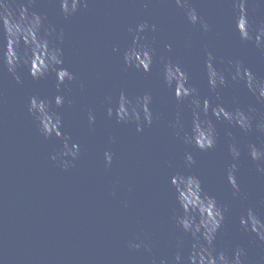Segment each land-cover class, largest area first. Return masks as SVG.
Masks as SVG:
<instances>
[{"label": "water", "instance_id": "1", "mask_svg": "<svg viewBox=\"0 0 264 264\" xmlns=\"http://www.w3.org/2000/svg\"><path fill=\"white\" fill-rule=\"evenodd\" d=\"M192 6L209 23L210 32L193 27L173 0H89L87 8L67 18L58 0H37L31 11L45 15L58 32H64L63 67L77 79L61 85L59 94L73 104L59 111L63 131L82 150L74 167L67 171L58 167L51 157L61 141L40 135L28 113L31 96L53 99L58 94L55 74L33 79L23 67L17 83L0 66V264H152L153 259L159 264L160 259H171L180 237L187 256L191 238L173 220L180 212L171 185L176 172L199 177L203 190L228 207L214 243L217 251L231 255L239 247L246 254L245 264H264V242L239 223L249 207L264 218V174L247 150L249 144H264V135L255 127L245 133L209 113L219 134L215 149L200 151L183 143L171 124L179 111L185 130H190L191 108L187 100L178 103L174 89L164 84L160 63L161 56L179 59L189 83L213 105L222 103L228 110L254 107L264 114V103L243 82L231 80L228 64L239 60L264 79V52L240 39L231 0H193ZM247 12L254 24L264 21V4L258 0H249ZM142 21L156 25V31L143 34L157 53L148 73L126 67L123 60L133 36L128 29ZM206 52H212L216 67L227 77L219 100L208 88ZM121 91L129 97L149 93L151 108L160 119L138 133L135 125L108 118L104 98H115ZM88 109L97 117L91 126ZM109 137L116 142L109 144ZM233 139L241 149L236 161L241 196L233 195L227 180ZM108 148L115 153L110 168L103 160ZM186 153L193 155L191 166ZM137 239L151 241L152 251L143 246L129 249L128 241Z\"/></svg>", "mask_w": 264, "mask_h": 264}, {"label": "clouds", "instance_id": "2", "mask_svg": "<svg viewBox=\"0 0 264 264\" xmlns=\"http://www.w3.org/2000/svg\"><path fill=\"white\" fill-rule=\"evenodd\" d=\"M36 2L37 0H0V66L6 67L17 83L20 82L19 70L23 67L29 70L33 79H42L49 74H55L58 94L53 99L39 95L31 96L28 113L40 135L46 140L54 137L61 141V146L51 159L57 162L58 167L67 171L75 166L74 162L79 159L82 149L71 135L63 131V116L59 109L71 106L73 101L71 98L66 99L59 92L61 85L67 87L76 81L77 77L63 67V29L58 32L48 23L45 15L31 11ZM58 2L67 18L80 8H87L89 0H58ZM173 2L177 7L184 9L185 16L193 27H198L205 33L211 31L209 23L192 6L193 0H173ZM231 3L237 11L235 25L240 39L253 43L256 48L264 52V21L254 24L249 20L247 12L249 0H231ZM258 4H264V0H258ZM149 30L156 31V25L150 26L147 21L139 22L134 28L128 29L133 36L131 44L123 51L126 67H134L144 73L151 71L157 53L143 35ZM113 51H118V48L114 46ZM168 51H171V46H168ZM160 63L164 84L169 89H174L178 103L187 100L191 108L190 130H185L179 111L171 124L173 134L183 143L194 145L200 151L215 149L219 134L212 119L209 118V113L216 121L223 120L245 133L252 132L255 127L256 132L264 135V114L258 113L254 107H249L247 110L240 107L228 110L222 103L213 105L209 98L201 97L196 86L189 83V75L182 68L179 59L173 62L161 56ZM228 64L231 66V80L243 82L248 91L259 102L264 103V79H258L239 60H229ZM204 70L209 91L216 93V98L219 100V90L227 87V77L224 70L216 67V58L212 52H206ZM80 88L83 90V83L80 84ZM104 100L108 118H115L117 123L135 125L138 133L160 119V114L154 113L151 108L152 96L149 93L129 97L121 91L117 97L108 95ZM96 119L95 112L88 109L89 126L94 125ZM115 142V138L109 137V144ZM247 150L252 161L257 165V171L264 174V144L260 147L249 144ZM229 152L233 163L227 169V180L233 189V195L241 196L236 178V161L241 155V149L234 139L229 145ZM114 155L111 148L103 152L106 168L112 166ZM185 161L189 166L195 163L191 153L185 154ZM171 185L175 189V199L180 210L173 215V220L177 227L191 238V245L187 256H184L181 251L183 237L178 238L174 255L171 259H160L159 264H245L246 254L242 248L237 247L229 255L224 250L217 251L214 246L217 234L225 222V213L229 211L228 207L221 205L215 197L209 196L203 190L201 180L196 175L176 172L171 176ZM113 187L115 188V185ZM239 223L244 231L255 233L259 240L264 242V218L253 208H247L240 215ZM142 246L146 251H152L151 241L145 242L142 239L128 241V248L131 250H138ZM152 264H156L155 259Z\"/></svg>", "mask_w": 264, "mask_h": 264}]
</instances>
